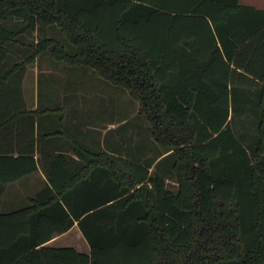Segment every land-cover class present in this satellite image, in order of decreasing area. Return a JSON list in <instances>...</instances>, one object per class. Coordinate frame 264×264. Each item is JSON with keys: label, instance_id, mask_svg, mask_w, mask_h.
Wrapping results in <instances>:
<instances>
[{"label": "trees", "instance_id": "1", "mask_svg": "<svg viewBox=\"0 0 264 264\" xmlns=\"http://www.w3.org/2000/svg\"><path fill=\"white\" fill-rule=\"evenodd\" d=\"M47 48L125 88L161 148L88 146L64 111L62 129L42 128L62 105L28 107L22 79ZM58 132L74 157L55 150ZM38 167L44 184L0 210V264H264V8L0 0V197ZM75 220L89 253L44 244Z\"/></svg>", "mask_w": 264, "mask_h": 264}, {"label": "rangeland", "instance_id": "2", "mask_svg": "<svg viewBox=\"0 0 264 264\" xmlns=\"http://www.w3.org/2000/svg\"><path fill=\"white\" fill-rule=\"evenodd\" d=\"M6 24L9 25V22ZM50 34L64 43L67 50H73V45L66 40L59 28L50 27ZM49 49L41 52L38 59L28 64L24 72L22 89L28 107L32 103L35 106H59L58 103L61 102L64 107V125L71 129L73 127L72 133L87 145L97 143L101 130L114 121L116 130L113 132H118L125 145L143 142L146 147H150L145 156L153 155L161 148L150 135L148 121L138 113L137 100L125 88L109 82L91 67L71 66L55 60ZM46 61L48 63L44 64ZM51 62L60 66L52 65ZM36 68L39 69L38 72ZM74 99L79 104L69 105ZM69 107L74 108V112ZM61 113V108H57L55 113L44 115L49 123L54 124L50 128L61 127L58 121ZM166 162L167 159L160 160L159 167L165 166ZM172 181L169 178V182Z\"/></svg>", "mask_w": 264, "mask_h": 264}, {"label": "crops", "instance_id": "3", "mask_svg": "<svg viewBox=\"0 0 264 264\" xmlns=\"http://www.w3.org/2000/svg\"><path fill=\"white\" fill-rule=\"evenodd\" d=\"M239 1L243 2V3H250V4H253L257 7L264 8V0H239ZM38 56L35 58L34 62L38 59ZM48 62H49V60H48ZM48 62L46 61L44 64H46ZM51 64L55 65V66H60V64H54V62H51ZM36 71L38 72L39 69L36 68ZM72 101L73 102L71 104L69 103V105L79 104V101H78V103L75 102L76 99H74ZM58 105L60 106V105H62V103L59 102ZM36 106H35V103H32L30 108H34ZM58 108H61V110L64 111L63 105H62V107H58ZM69 109L73 110V112H74V108L71 109V107H69ZM58 121L61 124L60 118ZM40 125L42 128H47V129L50 128L51 126L52 127L54 126V124L49 123V120H48V118H46V116H42L40 118ZM60 129H62V125H61V127H59V129L55 128V130H60ZM67 130L74 137H76L75 136L76 134L74 135L72 133V132H74L73 127H72V129L67 128ZM111 130H116V123L114 121H111L109 123V125L105 126L101 130V133H100L101 135L99 136V141L94 144V147H96V148L103 147V148H106L108 151L113 152V153L120 152V147H121L120 135H118L117 131H114V132L112 131L113 133L111 135ZM54 139H55L54 140V142H55L54 147H55L56 151H64L66 154L71 155V157L75 156V154L72 150V146L70 145V143H68L66 141V136L64 135V133H59V132L55 133ZM35 155L37 156V154H35ZM160 156L161 155H158L155 158V161L157 159H159ZM150 168H152V166ZM46 180H47V178H46L45 174L43 173L42 169L40 167H38V169L31 171L29 173H26L25 175L21 176L20 178L8 182L5 186L4 191L1 193L0 210H10V209H13V208H16V207H19V206L26 204L28 202V198L30 196H32L44 184V182ZM44 244L49 245V246H53V247L71 246V247H74L78 251H82V252H86V253H89V251H90V244H89L88 240L86 239V237L83 235V233H82V231H81V229L77 223V220H75L74 223L69 228L64 230L63 232L58 233V234L52 236L51 238H49L48 240H46L44 242Z\"/></svg>", "mask_w": 264, "mask_h": 264}]
</instances>
